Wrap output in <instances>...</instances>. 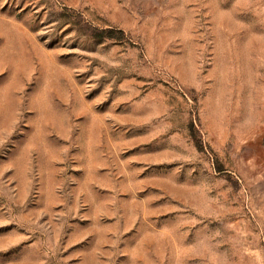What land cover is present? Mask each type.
I'll return each instance as SVG.
<instances>
[{
  "label": "rangeland",
  "instance_id": "obj_1",
  "mask_svg": "<svg viewBox=\"0 0 264 264\" xmlns=\"http://www.w3.org/2000/svg\"><path fill=\"white\" fill-rule=\"evenodd\" d=\"M0 264H264V0H0Z\"/></svg>",
  "mask_w": 264,
  "mask_h": 264
},
{
  "label": "trees",
  "instance_id": "obj_2",
  "mask_svg": "<svg viewBox=\"0 0 264 264\" xmlns=\"http://www.w3.org/2000/svg\"><path fill=\"white\" fill-rule=\"evenodd\" d=\"M110 36H113V35H110Z\"/></svg>",
  "mask_w": 264,
  "mask_h": 264
}]
</instances>
